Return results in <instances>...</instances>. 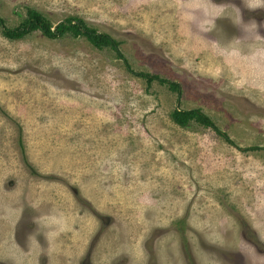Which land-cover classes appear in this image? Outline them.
I'll return each instance as SVG.
<instances>
[{
  "label": "rangeland",
  "instance_id": "1",
  "mask_svg": "<svg viewBox=\"0 0 264 264\" xmlns=\"http://www.w3.org/2000/svg\"><path fill=\"white\" fill-rule=\"evenodd\" d=\"M28 9L81 18L124 59L0 28V264H264V7L0 0L9 27Z\"/></svg>",
  "mask_w": 264,
  "mask_h": 264
},
{
  "label": "trees",
  "instance_id": "2",
  "mask_svg": "<svg viewBox=\"0 0 264 264\" xmlns=\"http://www.w3.org/2000/svg\"><path fill=\"white\" fill-rule=\"evenodd\" d=\"M0 28L2 35L10 41H20L35 32H40L44 37L55 40L71 35L75 38L85 37L95 48L104 50L112 48L118 52L119 57L123 60L124 56L120 53V43L105 33H99L96 29L90 28L85 21L78 17H69L56 27L40 11L28 9L25 18L16 27H9L6 21L0 16ZM139 77L146 79L149 83L159 82L161 85H168L172 91L180 92V86L177 83L170 82L156 75L137 74ZM172 121L181 128H189L192 123H197L205 128L212 129L219 136L226 138L227 134L222 133L220 128L206 115L201 109L194 110H174L171 114ZM251 150H255L251 148Z\"/></svg>",
  "mask_w": 264,
  "mask_h": 264
},
{
  "label": "clouds",
  "instance_id": "3",
  "mask_svg": "<svg viewBox=\"0 0 264 264\" xmlns=\"http://www.w3.org/2000/svg\"><path fill=\"white\" fill-rule=\"evenodd\" d=\"M246 6L250 9V10H256L258 8L264 7V0H245ZM218 7H222L223 6H218ZM225 9V8H224ZM226 10V9H225ZM227 11V10H226ZM218 18V17H217ZM232 19L234 23H238L239 22V15H232ZM251 27L253 29L256 28V24L255 22H252ZM258 37H260L259 35H257ZM261 38V37H260ZM262 39V38H261Z\"/></svg>",
  "mask_w": 264,
  "mask_h": 264
}]
</instances>
